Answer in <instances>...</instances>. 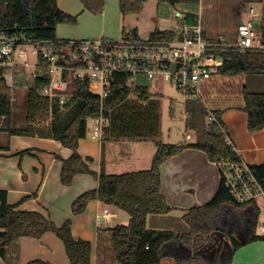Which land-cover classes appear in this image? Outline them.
<instances>
[{
	"label": "trees",
	"instance_id": "16d2710c",
	"mask_svg": "<svg viewBox=\"0 0 264 264\" xmlns=\"http://www.w3.org/2000/svg\"><path fill=\"white\" fill-rule=\"evenodd\" d=\"M80 1L85 9L94 15L104 11L105 0ZM144 1L119 0L120 9L123 14L139 13ZM158 2L160 5L166 4L171 7L180 5L187 8L185 18L188 22L197 17L193 10H196L199 0ZM261 2L264 5V0ZM1 7L6 8L5 15ZM77 19V16L62 10L58 0H0V29L6 30L9 35L27 40H57V26L60 23L76 24ZM256 28L264 46V7L262 16L256 22ZM133 33L137 36L136 32ZM175 36V32L157 29L151 34V39L169 41L174 40ZM223 57L225 63L221 73L225 76L264 75V48L244 52L232 49L225 52ZM23 80L24 85L28 86L26 127L15 129L10 126L14 87H9L7 80L0 77V131L7 132L9 136L53 138L73 150L71 157L62 159V184L72 185L79 174H90L98 182L97 188L84 192L73 201L71 207L73 214L84 212L89 202L97 199L126 211L131 217L128 225H117L98 231L96 248L98 255H104L103 264H162L165 258H172L174 264H232L238 249L254 241H264V235L257 232L261 212L258 201L237 202L231 196L223 179L213 200L186 209L183 221L189 227L188 232L157 231L147 226L148 215H166L172 212V207L162 192L160 176L161 167L166 161L191 147L204 150L209 161L214 163H219L223 159L240 160L227 140L221 111H214L221 126L214 123L205 126L204 121L202 137L193 143L174 144L158 139L156 142L158 151L150 169L123 174H107L104 171L98 173L90 167L92 158H83L78 152L80 139L87 137L88 119L100 115L110 119L117 112L115 110L125 102L137 101L143 111L127 107L129 118L135 121H130L132 123L129 122L120 130L115 126L112 128L113 131L141 139L156 138L159 127L157 128L153 118L158 116L159 101L156 99L160 98V95L150 91V83L142 82L137 86L126 87L121 83L123 77H117L112 84L110 95L102 101L98 95L88 90L86 82L74 77L71 82L73 86L71 99L64 106H60L57 98L52 100L42 94V90L51 82L48 73L42 77L31 76L28 80ZM241 95L245 105L243 109L248 116V130L250 132L262 130L264 92L250 91L244 85ZM131 96H135L136 99L130 100ZM188 108L190 111L200 112L205 118L207 110L204 106L194 105V101L188 99ZM143 120L152 122L146 121V124L139 122ZM142 125H145L148 131L141 128ZM25 153L30 152L28 150L20 152ZM251 168L264 189V164ZM35 196L36 194L27 196L23 200ZM0 201V255L5 264H20L22 238H41L47 232H54L65 244L70 264H101L92 261L94 245L88 240L75 239L73 236L72 219L66 220L62 226H57L42 212L17 210L18 204H9L3 191H0ZM26 264L52 263L35 259Z\"/></svg>",
	"mask_w": 264,
	"mask_h": 264
},
{
	"label": "crops",
	"instance_id": "0c3cea01",
	"mask_svg": "<svg viewBox=\"0 0 264 264\" xmlns=\"http://www.w3.org/2000/svg\"><path fill=\"white\" fill-rule=\"evenodd\" d=\"M210 2L211 0H207L205 6L204 1L199 0L196 20L188 22L185 18L188 10H185V7L160 5L158 0H145L139 13L128 14L122 13L119 0H105L104 11L99 15L86 10L80 0H58L62 10L77 16L78 19L73 25L60 23L56 36L59 40L99 37L120 39L126 33L136 32L139 37L148 39L159 29L175 32V39H181L183 24H192L200 20L204 28L218 32V39L228 43L235 42L236 37L230 41L222 35L224 17L218 19L216 14H207L209 7L212 6ZM228 22L231 23L230 20ZM63 51L70 53L71 48L64 46ZM256 77L258 84L253 85L258 89H251L245 83L244 75L229 78L228 81L241 80L238 84L240 90L236 94H224L223 98L214 103V108L222 112L221 120L228 142L249 166L264 164V128L257 132L248 130V116L243 109L245 105L240 93L244 85L250 91L264 92V75ZM135 99V96L130 97V100ZM15 100L13 97V103ZM156 100L160 103L159 97ZM109 121L108 119L105 123L104 140L100 141L87 135L79 141L78 152L83 158H92L91 169L107 174L150 169L158 151L156 143L158 139H141L127 133L115 132L108 128ZM90 130L88 127V133ZM9 135L6 143L0 144V191L6 193L7 202L12 205L18 204L17 210L42 212L57 226H62L66 220L72 219V233L75 239L90 241L94 245L92 261L103 264L104 255H98L96 248L98 231L117 225H128L130 215L114 205L105 204L97 199L91 200L84 212L73 214L71 208L73 201L84 192L98 186L97 180L90 174L77 175L70 186L62 184V159L71 157L73 150L53 138ZM193 142L195 141L188 143ZM25 150L30 153L20 154ZM160 176L162 192L172 207V212L166 215H148L147 226L157 231L188 232L189 227L183 221V215L187 208L213 200L222 180L219 165L209 161L204 150L191 147L166 161L161 167ZM33 194L36 196L23 200ZM260 209L261 216L263 211L261 206ZM258 234L264 235V232ZM64 245L54 232H47L41 238L24 237L20 240L19 262L26 264L41 259L52 264H70ZM0 264H5L1 255ZM162 264H174V260L165 258ZM232 264H264V241H254L238 249Z\"/></svg>",
	"mask_w": 264,
	"mask_h": 264
},
{
	"label": "built area",
	"instance_id": "2783aa9c",
	"mask_svg": "<svg viewBox=\"0 0 264 264\" xmlns=\"http://www.w3.org/2000/svg\"><path fill=\"white\" fill-rule=\"evenodd\" d=\"M257 14L254 8L248 10L246 17L237 23L238 37L232 43L207 39L200 20L183 24V37L169 41L143 39L133 32L116 40L106 37L27 40L0 29V77L7 80L9 87H14L15 75L21 69L31 70L33 77L48 73L51 82L42 94L52 100L57 98L60 106L70 100L66 92L74 77L86 82L88 90L102 101L110 95L117 77H123L121 83L126 87L162 79L176 85L187 99L204 106L206 126L213 123L221 126L214 113V102L221 91L214 93V89L231 78L221 73L225 63L223 54L232 49L244 52L264 48L256 28ZM64 46L71 48V52H64ZM92 120L95 126L87 135L104 140L108 118L100 115ZM218 165L225 185L237 202L264 197L260 180L241 158L239 161L223 159Z\"/></svg>",
	"mask_w": 264,
	"mask_h": 264
},
{
	"label": "rangeland",
	"instance_id": "374dc122",
	"mask_svg": "<svg viewBox=\"0 0 264 264\" xmlns=\"http://www.w3.org/2000/svg\"><path fill=\"white\" fill-rule=\"evenodd\" d=\"M204 1V4L206 6L207 0ZM209 2V1H208ZM210 4L212 6L209 7L207 14H216L218 16V19H220L222 16L224 17L225 24L222 25V35L226 37L227 40H232L234 37H238L237 33V23L246 17L248 10L250 8H254L258 17H256V22L260 19L263 13V7L261 0H211ZM209 5V4H208ZM207 5V7H208ZM2 8V13L5 15L6 8ZM185 10L187 8H184ZM193 10V9H192ZM191 10V11H192ZM199 8L197 6L196 10H193L196 15H198ZM231 21L229 23L228 21ZM71 24V23H66ZM204 25V24H203ZM221 26V25H220ZM205 27V26H203ZM219 31V30H218ZM221 31V30H220ZM218 32L216 31H209L206 28H204V35L207 39L218 41L219 37L217 36ZM116 40V39H115ZM34 69H32L33 71ZM31 70L28 69H21L20 73L15 75L16 81L15 86L12 92V96L16 98L15 102L12 106V117L10 121L11 128L15 129H23L26 127V116H27V110H28V86L24 85V80H28L31 78ZM257 77L254 74L251 75H244V80L251 89H258L254 85L257 86V81L255 80ZM241 81V80H240ZM240 81L238 79L234 81H225L221 87H216V90L214 89V93L221 91L219 94L217 93L216 100L218 101L222 94H236L238 90H240L239 83ZM22 82V83H20ZM19 83V84H18ZM18 84V85H17ZM252 84V86H251ZM254 84V85H253ZM150 91L153 94L160 95V103H159V110H158V116L153 118V121L157 123V128L159 129L158 134L156 135V138L159 140H162L166 143H183V142H192L197 141L202 137L203 131H204V125L203 122L206 120L204 116L200 112H193L187 109V98L177 89L176 85L165 82L162 79H156L150 84ZM15 89V90H14ZM230 89V91H228ZM73 93V86L72 83H70L69 89L66 92L67 99H71ZM12 97V98H13ZM223 98V97H222ZM242 100V98H241ZM194 101V105L199 106V102ZM214 102V101H213ZM215 103V102H214ZM216 104V103H215ZM193 106V105H192ZM127 107H130L131 109L138 108L141 111H143V108L139 106V103L136 101L134 103L132 102H125L123 105H121L110 118V126L109 129L116 126V129H121L124 126H127V124L130 121H135L134 119H130L128 115ZM195 107V106H194ZM119 110V111H118ZM139 113V112H138ZM147 122H152V120H143L139 121L142 124H146ZM49 122V121H48ZM130 122V123H132ZM95 126L93 120L90 118L88 119V127L89 130L93 129ZM206 126V124H205ZM128 127H131V125H128ZM141 128L145 129V125H142ZM145 130L148 131V128ZM7 133L5 131H0V144L6 143L7 141ZM155 135V134H154ZM259 204L261 208L263 209L262 214L260 216V222L257 228V232H264V197H261L259 199Z\"/></svg>",
	"mask_w": 264,
	"mask_h": 264
}]
</instances>
